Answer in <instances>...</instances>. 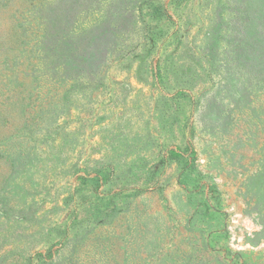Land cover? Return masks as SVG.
<instances>
[{
    "label": "rangeland",
    "instance_id": "obj_1",
    "mask_svg": "<svg viewBox=\"0 0 264 264\" xmlns=\"http://www.w3.org/2000/svg\"><path fill=\"white\" fill-rule=\"evenodd\" d=\"M0 264H264V0H0Z\"/></svg>",
    "mask_w": 264,
    "mask_h": 264
}]
</instances>
